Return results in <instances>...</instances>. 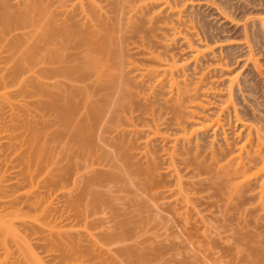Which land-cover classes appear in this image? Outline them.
<instances>
[{"label": "bare ground", "instance_id": "6f19581e", "mask_svg": "<svg viewBox=\"0 0 264 264\" xmlns=\"http://www.w3.org/2000/svg\"><path fill=\"white\" fill-rule=\"evenodd\" d=\"M109 2V6H106L107 2L104 6L102 0H0V68L12 62L20 64V67L24 65L21 73L17 69L24 77L39 78V74H44L48 94L47 133L60 139L69 135L82 144L90 140L84 146L87 151L83 149L82 152L105 160L108 170L113 169L111 173L103 175L102 172L94 176L95 163L86 164L85 169L93 172L92 182L111 181L124 176L127 184L128 175L130 180L134 175L138 180L132 186L134 184L137 190L159 189L160 185L165 186L161 184L158 160L159 152L163 151L169 174L175 178L176 187L181 192L206 188L228 194L236 198L239 207L245 208L244 212L250 215L246 224L256 231L261 229V221L264 220L255 212L263 210L264 214V124H257L262 120L255 113L246 116L247 112L238 109L234 102L232 88L237 74L230 71L229 62L217 54L206 59L213 52L214 38L204 39L201 33L205 30L199 31L190 15L188 19L178 18L177 26L171 25L167 13L179 16L182 11L176 1ZM185 3L193 4L192 0H185ZM137 22H140L138 27L143 23L147 32L131 42L133 47H130L126 41L129 33L126 29L131 28V33H136L132 31ZM163 29L173 30L169 39L183 38L187 41L194 60L191 67L188 60H181L165 42L168 37L166 32L162 34ZM194 39L197 41H192ZM159 41L163 42L164 52L155 49ZM250 58L253 68L261 72V63L253 52ZM218 71L227 75L229 93L224 99L220 98L219 109L212 114L207 112L213 111L208 106H213L215 101H209L207 97L213 92L211 74ZM4 88L3 95H6L7 87ZM145 89H150V92H145ZM6 97V101L13 104L12 99ZM27 124V133L21 134V141L28 149L19 172L33 179L30 122ZM54 125L55 130H50ZM235 125L242 138L230 141L225 133ZM15 128V125L10 126L8 138L17 139L20 135L14 132ZM92 143H98L100 149L93 150ZM124 146L128 149L131 146L136 151L122 153L120 150ZM123 160L125 169L121 167ZM2 179L4 176L0 182ZM15 181L18 183L19 179L15 177ZM126 186L129 187L128 184ZM17 196L6 203L10 204V210L4 214V220L0 218V234H3L0 264L21 262L19 257L20 262L10 259L14 254L11 242L7 240L8 234L12 241H18L25 247V260L28 258L32 264H45L27 237L22 232L20 234L14 225L15 219H25ZM246 204L250 207H245ZM243 230L241 236L244 237L239 243L242 247H238L240 261L243 264H264V246L258 247L253 235L249 237ZM87 232L89 234L90 231ZM260 233L264 234V231ZM260 241L264 243V236ZM234 256L238 260L239 256Z\"/></svg>", "mask_w": 264, "mask_h": 264}, {"label": "rangeland", "instance_id": "374dc122", "mask_svg": "<svg viewBox=\"0 0 264 264\" xmlns=\"http://www.w3.org/2000/svg\"><path fill=\"white\" fill-rule=\"evenodd\" d=\"M109 1L112 0H102V5L105 6L107 2L106 6H109ZM172 1L179 3L182 11L179 16L167 13L170 24L172 22L171 25L177 26L178 18L188 19L190 15L191 18L194 17L198 30H205V33H201L204 39L214 38L213 52L209 53L206 59L217 54L229 62L230 71L237 74V81L235 80V86L232 88L234 102L238 109L247 112L246 116L255 113L262 120L257 123L256 119L252 118L253 122L264 124V0H192L193 4H186L185 0ZM138 25L140 22L135 23L136 28ZM136 28L132 31L136 33H131V28L126 29L129 32L126 41L130 47H133V41L147 32L143 29V23L141 27ZM161 31L162 34L166 32L168 37L166 41L163 39V42L169 43L178 57L188 60L191 67L194 60L187 41L183 38L169 39L172 36L171 29ZM163 42L155 44L157 51H165L161 44ZM252 52L261 63V72L253 68V60L250 58ZM203 62L204 60L201 63ZM14 64L8 62L0 68V179L4 176L0 182V203H4L0 204V218L3 219L4 214L9 212L8 202L18 195L17 202L21 205L19 207L25 219H15L14 225L20 234L22 232L23 236L27 237L26 240L31 243L29 245L39 258L41 257L43 263L232 264L236 260L243 264L240 261L241 253L239 254V248L242 247L239 243L244 237L241 236L242 229L248 232V236L253 235L254 243L258 247L264 246L260 241L264 236L260 233L261 230L264 231V221H261L263 227L257 230L258 235L253 226L246 224L250 215L244 212L245 208L239 207L236 198L206 188L181 192L176 187L175 178L169 174L163 151L159 152L158 160L159 171L162 173L161 184L165 186L160 185L159 189L153 186L154 190L150 187L146 192L137 190L134 181L138 178L134 175V178L131 176L132 180L128 178L130 175L126 178V181L129 180V187L126 186L124 176L111 181L92 182L90 179L93 178V172L85 169L86 164L95 163V169L93 167L92 170L94 176L102 172L103 175L111 173L113 169L108 170L105 160L82 152L83 149L87 151L84 146L89 144L90 140H85L86 143L82 144L79 139L69 135H63L60 139L55 134L47 133L46 77H43L44 74L41 76L42 73L38 75L39 78L24 77L19 74L24 65L21 64L20 67V64ZM226 76L221 71L211 74L210 81L213 82L210 84L213 86V92L209 93L207 98L209 101H215V104L208 106L213 110L207 111L209 113L215 114L219 109L220 98L224 99L229 93V81ZM4 86L7 87L6 95H3ZM146 91L148 93L150 89H145ZM6 96L12 99L13 104L6 101ZM206 102L208 103V100ZM118 111L121 113L119 109ZM27 122H30L29 132L32 139L30 158L34 182L33 179L26 178V174L19 172L23 166V155L28 149L21 141V134L27 133ZM11 124L16 127L14 132L18 135L20 133L17 139L7 137ZM55 127L56 125L50 130H55ZM238 130L237 125L232 126L227 129L225 135L230 141H239L242 134L239 135ZM219 137L224 139L222 135ZM91 147L93 150L100 149L98 143H92ZM128 148L124 146L120 152L136 151L131 146V149ZM123 157L125 158V155ZM124 160L121 167L125 169ZM15 177L16 180L19 179L18 183ZM23 200L27 202L24 203ZM245 207H250V204ZM257 214L262 215L264 220L263 210L256 211L255 215ZM87 231L93 236H89ZM8 235L7 240L11 242L14 254L10 259L20 262L21 258L20 264H32L27 254L25 260V247L18 241H12ZM2 237L3 234H0V239ZM236 247H239L237 252ZM2 253L0 252L1 256ZM234 255L239 256L238 260Z\"/></svg>", "mask_w": 264, "mask_h": 264}]
</instances>
